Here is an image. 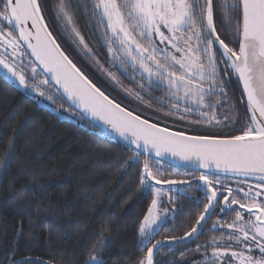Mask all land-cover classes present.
Returning a JSON list of instances; mask_svg holds the SVG:
<instances>
[{"label":"snow or ice","instance_id":"6c2138e0","mask_svg":"<svg viewBox=\"0 0 264 264\" xmlns=\"http://www.w3.org/2000/svg\"><path fill=\"white\" fill-rule=\"evenodd\" d=\"M220 9L238 49L217 32L213 0H93L92 16L108 54L105 67L79 30L70 0H56L54 5L55 19L67 39L112 84L122 85L120 73L137 84L136 89L126 90L129 96L147 108L152 107L151 99L157 100L155 112L162 116L156 120L172 117L189 125L225 127L235 122L227 116L218 118L220 101L212 99L227 95L220 75L222 59L224 71L230 69L242 85L241 101L246 100L248 117L240 134L189 135L122 106L62 49L45 20L41 0H0V79L13 80L52 104L56 97L66 100L69 108L64 112L78 110L131 145L133 163L145 157L140 183L154 191V198L139 225L142 243L150 242L167 222V210L158 211L165 190L156 186L167 185L168 191L185 196L192 187V180L164 178L162 161L171 157L185 167L203 170L194 179L207 203L183 237L166 240L178 243L201 235L223 197L220 214L232 212L235 219L226 223L218 218L210 231L219 229L221 236L198 245L197 250L212 248L211 255L205 256L207 264H231L232 259L239 264H264V199H260L264 197V0H222ZM53 82L58 87L49 90ZM156 91L162 95L154 96ZM193 115L198 119H189ZM225 120L229 123L224 124ZM11 159V150H6L0 168L6 170ZM231 179L235 187L229 185ZM174 199L170 195L168 202ZM163 243L148 247L138 264H154V249ZM234 246L240 250H232ZM102 247H94L85 264H106L96 254Z\"/></svg>","mask_w":264,"mask_h":264},{"label":"trees","instance_id":"16d2710c","mask_svg":"<svg viewBox=\"0 0 264 264\" xmlns=\"http://www.w3.org/2000/svg\"><path fill=\"white\" fill-rule=\"evenodd\" d=\"M213 2L217 32L226 43L238 49V42L232 39L234 33L226 27L220 9L222 0ZM55 3L56 0H41L48 26L54 24L62 34L63 29L55 19ZM92 3L93 0H70L79 30L97 59L107 67L108 54L101 29L92 16ZM62 38V49L98 86L122 106L127 105L161 126L166 124L190 135H236L247 122L248 112L240 99L239 83L230 69L224 71L226 65L222 59L220 75L227 95L212 99L220 101L218 118L227 116L235 122L228 127L189 125L174 121L172 117L156 120V116H162V112H155L156 99L149 101L151 108L140 104L126 92L136 89V83L117 73L122 85L112 84L93 61L67 39L66 33ZM49 90L54 88L50 86ZM153 95L159 97L162 91ZM145 100L149 97L145 96ZM66 108L69 106L60 97L52 104L45 98L26 94L10 80L0 79V160L4 159L6 150L12 152L7 169L0 168V264L28 258L42 259L50 264H85L89 253L101 244L103 247L96 254L106 264H138L147 253V247L138 241L139 225L153 199V192L140 183L145 157L133 163L131 149L96 130L73 110L64 112ZM189 119L198 117L193 115ZM163 170L166 179L192 180L193 184L186 196L177 193L173 201L175 210L152 237L151 246L168 237H183L207 203L203 190H196L194 178L200 173L165 163ZM231 181L235 179L228 181L233 187ZM179 187L187 188L186 185ZM197 200L201 202L197 204ZM220 201L216 214L204 224L201 235L183 244L161 247L154 264H193L192 260L209 249L210 246L197 250V246L221 236L219 229L210 231L213 223L218 218L227 221V217L234 214L221 215L223 197ZM20 264L44 263L24 261Z\"/></svg>","mask_w":264,"mask_h":264},{"label":"water","instance_id":"95a60500","mask_svg":"<svg viewBox=\"0 0 264 264\" xmlns=\"http://www.w3.org/2000/svg\"><path fill=\"white\" fill-rule=\"evenodd\" d=\"M216 47H218V45H216ZM237 79V78H236ZM238 81V80H237ZM239 83V82H238ZM54 89L58 86H56L53 82V84L51 85ZM239 86H240V89H241V92H242V85L239 83ZM66 102V104L69 106V103L64 100ZM245 102V105H246V100L244 101ZM42 105V102L41 100H39V106ZM247 108V107H246ZM74 112H76L78 115H80L82 117V119L84 121H86L87 123H89L92 127H94L96 130H98L99 132L103 133L104 135H106L107 137L121 143L122 145L128 147L129 149L132 148L131 145H129L126 141H123L121 138H119L118 136H116L114 133H111L109 131H107L106 127L102 124H99L98 122L96 121H92L91 117L87 116L86 114H81L79 113L78 110H75L73 109ZM248 112V111H247ZM171 129V128H170ZM171 130H174V129H171ZM176 131V130H174ZM187 134V133H186ZM190 135V134H189ZM162 163H165L167 165H170V166H173V167H176V168H179V169H183V170H187V171H193V172H198L200 173L201 171H203L202 169H197L195 168L194 166L192 165H189L187 167H185L184 165H182L178 160H175L171 157H166ZM248 180H251V181H255V182H258L255 178H248ZM204 226V225H203ZM195 235H193L192 237L188 238L187 240L185 241H182V242H178V243H170L168 240H164V243L162 245H160L158 247V249H154V253H153V262H154V257L156 255V253L160 250L161 247L165 246V245H175V244H183L184 242L188 241L189 239L193 238ZM24 261H38L40 263H44V264H50L42 259H37V258H28V259H19V260H16L10 264H20Z\"/></svg>","mask_w":264,"mask_h":264},{"label":"rangeland","instance_id":"374dc122","mask_svg":"<svg viewBox=\"0 0 264 264\" xmlns=\"http://www.w3.org/2000/svg\"><path fill=\"white\" fill-rule=\"evenodd\" d=\"M0 51H2V49H0ZM28 75H30V73H28ZM10 81L13 82V84H14L16 87H18L21 91L25 92V93L28 94V95L35 96L34 93H30V92L26 91L24 88L20 87V86L18 85V83H16L15 81H13V80H10ZM224 97H225V96H224ZM230 183H231V185H233V187L236 186V182H235V181H231ZM156 187H163L164 190H165L163 196L161 197V203H160V205H159L158 211H159L161 214H163L164 211L167 210V212H168L167 219H168V218L173 214V212H174V210H175V204H174L173 202H172V203H169V202H168V197L171 195V196H175V198H176V195H177V193H179V192H170V191H168V187H169V186H167V185H163V186H161V185H157ZM176 187L181 188V187H179V186H176ZM152 192H153V198H154V191H152ZM173 201H174V200H173ZM247 218H248L247 215H245V219H247ZM234 219H235V214H233V215L230 216V217H227V219H226V220H227L226 223H231ZM224 231L227 232V231H229V230L226 229V227H225V230H224ZM219 237H220V236H219ZM219 237H217V238H219ZM138 241H139V243H140L142 246H145V247H147V248H148V247H151L150 242H152V238H151V241H150V242L145 241V242L142 243V242H141L140 234H138ZM202 245H205V244H202ZM232 250L239 251V250H240V247H239V246H234ZM211 252H212V248H211V247H210L209 249H207L206 251H203L197 259L192 260L193 264H207V261H205V256H206V255H207V256H210V255H211ZM255 254H256V255H259L258 251H257ZM98 257H99V256H98ZM87 259H88V258H87ZM225 259H228V257H226ZM231 264H239V261L236 260V259H232V260H231Z\"/></svg>","mask_w":264,"mask_h":264},{"label":"flooded vegetation","instance_id":"af4514ba","mask_svg":"<svg viewBox=\"0 0 264 264\" xmlns=\"http://www.w3.org/2000/svg\"><path fill=\"white\" fill-rule=\"evenodd\" d=\"M50 22V21H49ZM48 22V23H49ZM49 28H50V30L52 31V33H53V35L56 37V39H57V41L59 42V43H61V42H64V39L62 38V34L60 33V31L57 29V27L54 25V24H52V23H49ZM260 199H264V197H261Z\"/></svg>","mask_w":264,"mask_h":264}]
</instances>
